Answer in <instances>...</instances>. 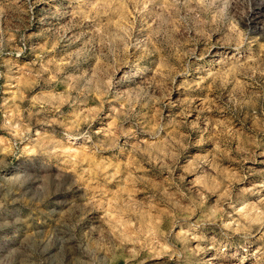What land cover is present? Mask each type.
<instances>
[{
	"label": "clouds",
	"instance_id": "obj_1",
	"mask_svg": "<svg viewBox=\"0 0 264 264\" xmlns=\"http://www.w3.org/2000/svg\"><path fill=\"white\" fill-rule=\"evenodd\" d=\"M259 8L0 0V264H264Z\"/></svg>",
	"mask_w": 264,
	"mask_h": 264
},
{
	"label": "rangeland",
	"instance_id": "obj_2",
	"mask_svg": "<svg viewBox=\"0 0 264 264\" xmlns=\"http://www.w3.org/2000/svg\"><path fill=\"white\" fill-rule=\"evenodd\" d=\"M58 2H59V0H58ZM50 11H52V9L47 4H38L36 9H35L37 20H39V18L41 16L47 15ZM257 11L259 13H264V8H259ZM31 30L38 33L39 30H40L39 23L34 24L32 26ZM77 30L78 29H73V31H77ZM34 39H41L42 40L43 38L40 37V36H36V37H34ZM62 47H63V44H61L60 47H58L57 49L52 50L51 54L52 55H56L60 51V49ZM204 54H205V56H206V58L208 60H211L212 58L215 57L216 51L214 49L213 50H206ZM27 58L28 57H26V59ZM148 59H150V58H148ZM148 59H145L143 61V63H148ZM0 71H7V69L0 68ZM11 74H16V69L15 68L12 69V73ZM53 80H55V77L53 78ZM4 84H5V81L0 79V86H3ZM58 87L60 89H62L63 85H58ZM6 94H7L6 92H0V95H6ZM195 94L199 95L200 93L197 92ZM171 96H172L173 100H176L177 98L180 97V93L175 91V90H173L171 92ZM215 96H216V92H215V90H213L212 97H210V98H214ZM216 108H220V113L221 114L226 116L228 119H232L231 115L224 111L223 107L220 105L219 102H217V104L213 108V112L214 113L216 111ZM160 110L164 111L165 113L168 112V109H160ZM196 114H199V113L198 112L194 113L193 116L196 115ZM201 119H203V116H201ZM241 122H243V126L241 125ZM233 123H235L236 127L239 128L242 133H244L246 131V129H250L251 128L250 121H249V119L246 118V114L240 115L238 119L233 121ZM257 131L259 132V138L261 140H264V128H259ZM246 134L249 135V136L251 135L250 132H247ZM242 139H243V137H242ZM232 144H233V147H235V142L234 141L232 142ZM207 147L208 146L206 144H201V146L199 148H189L188 154H192V153L203 154L204 151L207 149ZM4 150L7 151V149H4ZM84 155H85V159L87 160L88 159V153L85 152ZM232 155H235V153H232ZM93 159H98V157H93ZM255 159H256L255 164H253L252 161H249L247 164H245V167L246 168H248V167H256L258 169H264V143H262L259 148L255 149ZM114 163H119V161H114ZM125 163H127L129 167L132 166V161H126ZM231 164H232V161H229L227 159L224 160V166L225 167H228ZM144 170L148 171V169H144ZM185 183H187V180H185ZM164 211H167V210L165 209ZM234 248H235V245H233V247L230 248L229 251L231 252ZM117 264H124V261L123 260H119L117 262Z\"/></svg>",
	"mask_w": 264,
	"mask_h": 264
}]
</instances>
